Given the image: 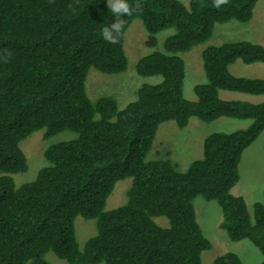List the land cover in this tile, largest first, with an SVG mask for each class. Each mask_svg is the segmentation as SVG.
Listing matches in <instances>:
<instances>
[{"label": "trees", "instance_id": "obj_1", "mask_svg": "<svg viewBox=\"0 0 264 264\" xmlns=\"http://www.w3.org/2000/svg\"><path fill=\"white\" fill-rule=\"evenodd\" d=\"M256 1L228 0L216 8L213 0H140L142 10L123 17L118 43L109 44L101 36L114 20L107 0H0V264H50L48 251L66 264H201V252L211 244L195 218L196 196L216 200L219 227L232 241L248 239L261 254L257 264H264V189L251 212L242 196L230 192L243 150L264 130V100L219 95L264 93V77L228 69L237 59L264 63V46L248 40L207 45L200 54L206 82L193 87L195 100L183 96L185 69L178 55L205 42L214 23L248 21ZM135 18L151 48L158 32L174 29L161 50L135 63L138 75L160 80L142 83L121 108L111 96L91 100L88 70L126 69L123 37ZM191 117L249 123L206 134L202 156L183 171L167 153L146 159L160 123L172 120L182 128ZM40 129L43 139L64 130L74 136L49 145L34 179L16 185L11 174L27 169L19 142ZM125 178L131 179L126 202L105 210L115 183ZM77 216L96 220V231L81 246ZM159 216L167 226L154 220ZM213 264L242 262L226 252Z\"/></svg>", "mask_w": 264, "mask_h": 264}, {"label": "rangeland", "instance_id": "obj_2", "mask_svg": "<svg viewBox=\"0 0 264 264\" xmlns=\"http://www.w3.org/2000/svg\"><path fill=\"white\" fill-rule=\"evenodd\" d=\"M186 5L188 0H179ZM173 28L161 30L156 34L157 44L154 48L145 45L146 31L137 18L133 19L124 32L123 49L127 57L126 69L119 73L105 74L90 68L85 79V91L91 100L101 95L114 97L118 107H123L135 97V91L142 83H157L159 75L141 76L135 72V63L139 57L153 49L162 48L165 36L171 34ZM228 40H248L264 46V0H257L252 10V16L246 22L234 19L222 23H214L210 37L203 43L193 45L189 50L179 52L184 63V79L182 93L185 99L195 100L193 87L205 83L206 77L202 67L201 51L207 45L220 44ZM259 66V67H258ZM230 72L236 76L264 77V63H244L237 59L228 65ZM228 94H231L228 96ZM219 95L225 98L242 99L257 103L264 100L263 94H245L221 90ZM248 119L218 117L209 122H203L191 117L184 127L180 128L172 120L158 125L150 150L146 159L164 157L168 154L177 169L183 171L190 161L202 156L203 137L211 132H229L237 128L246 127ZM43 130H36L19 142L23 151L27 169L24 172L11 174L16 185L33 180L38 169L46 164L43 151L52 143L66 140L74 136L69 131H60L57 134L43 139ZM131 186V179L117 181L105 200L104 209L111 210L126 202L127 190ZM264 189V130L258 137L243 150L238 163V179L231 187L230 192L243 197L248 210L252 204L262 199ZM195 218L203 234L209 240L211 247L200 254L201 264H213L214 258L226 253H236L242 264H257L262 257L258 249L248 239L232 241L225 230L219 227L222 217L221 208L216 200H205L200 196L193 199ZM154 220L167 226L165 217H155ZM76 240L81 246L87 237L96 231L95 219H84L77 216L74 221ZM50 264H66L52 251L45 254ZM25 264H29L26 262Z\"/></svg>", "mask_w": 264, "mask_h": 264}, {"label": "clouds", "instance_id": "obj_3", "mask_svg": "<svg viewBox=\"0 0 264 264\" xmlns=\"http://www.w3.org/2000/svg\"><path fill=\"white\" fill-rule=\"evenodd\" d=\"M227 3L228 0H213V6L216 8ZM107 8L113 14L114 20L101 30V36L109 44H115L118 43L119 35L126 23L123 17L131 16L134 12L142 10V6L140 0H136L134 4H129L128 0H107ZM8 55L11 56V53L9 52Z\"/></svg>", "mask_w": 264, "mask_h": 264}, {"label": "crops", "instance_id": "obj_4", "mask_svg": "<svg viewBox=\"0 0 264 264\" xmlns=\"http://www.w3.org/2000/svg\"><path fill=\"white\" fill-rule=\"evenodd\" d=\"M259 67V66H258ZM229 69V68H228ZM229 71H230V69H229ZM231 94H228V96H230Z\"/></svg>", "mask_w": 264, "mask_h": 264}]
</instances>
